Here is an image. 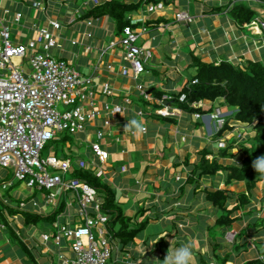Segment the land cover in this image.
Returning a JSON list of instances; mask_svg holds the SVG:
<instances>
[{
    "label": "crops",
    "instance_id": "0c3cea01",
    "mask_svg": "<svg viewBox=\"0 0 264 264\" xmlns=\"http://www.w3.org/2000/svg\"><path fill=\"white\" fill-rule=\"evenodd\" d=\"M33 1L41 2L45 10L32 8ZM108 1L111 0H21L14 9L9 5L5 7L10 11L6 25L14 32L13 42L16 44L36 38V29L47 26L50 19L59 21L61 29L55 32L60 37V46L55 48L57 57L72 63L82 76L92 78L94 94L82 107L85 112L99 110L101 116L90 121L83 132L70 135L63 151L69 154L71 150L72 156L76 155L82 145L77 143L78 139H82L87 146L84 152L91 156L89 143L102 141L109 158L102 165L104 176L101 180L111 185L125 216L134 217L140 213L142 216L137 218V223L147 221L130 244L123 246L111 242L108 264H154L163 261L174 247L183 243L192 245V264H220L223 259H228L224 264L244 263L230 261L231 256L242 249H234L233 241L229 242L226 235L234 237L236 232L251 223L252 218L257 219V224L264 221V212L257 216L264 209V180L257 183V194L252 203L256 214L243 216L238 212L237 217H242V221L223 235L219 227H214L218 213L204 199L203 189L211 187L239 193L244 190V185L232 181L226 186L225 175L221 173L201 177L198 187L195 183H188L187 178L188 167L199 163L202 151L210 150L205 156L210 160L232 141L247 138L250 128L239 126L230 119L231 132L221 140H215L218 131L208 115L218 109L226 121L236 110L225 105L222 99L191 105L203 113L185 112L173 103L160 104L158 100L163 96L173 99V94L192 80L196 74L193 58L214 65L222 61L235 66H243L246 61H258L264 65V26L238 25L232 20L230 11L233 6L244 4L241 0H113L124 5L138 4L125 18L136 29H146L137 39V45L148 50L150 58L144 74L135 80L130 69L126 76L121 73L126 63L118 44L120 33L114 23L107 17L81 19L84 12ZM243 1L251 9L255 6L264 11V0ZM148 5L157 8L149 11ZM263 11L255 19L264 25ZM180 12L188 14L191 21H176L174 17ZM17 13L22 18L16 24L11 17ZM88 21L91 22L89 26L86 25ZM111 44L114 45L110 47ZM105 83L110 84L112 95L102 94ZM138 84L147 98L137 90ZM155 92L162 93L160 98ZM125 99L129 102L125 103ZM106 104L122 107V111L106 114L103 111ZM160 109H166L169 115H157L155 111ZM105 119L109 120L106 128L102 127ZM131 119H136L145 131L125 127ZM99 130L104 135L97 139L95 133ZM221 142L223 147H220ZM229 153L236 154L237 150L230 149ZM220 161L224 165L238 164L236 159ZM9 181L7 172L1 169L0 189L12 188L13 182L2 188ZM31 193V196L13 194L8 199L0 193V200L13 208L24 203L30 210L36 208L38 213H33L41 216L56 211L52 204L45 202V192L40 191V201L37 200L38 191ZM68 195L65 198L71 206L65 213L60 212L55 220L66 222L68 217L75 215L76 200L69 199ZM32 201L36 207L31 206ZM4 216L7 225L0 223V264H56L57 250L51 243L42 241L41 235L46 232L37 235L38 224H26L23 216L12 218L5 211ZM53 222H47L45 226L48 224L50 229ZM243 239L250 241L258 252L254 246L256 240L252 241L249 235Z\"/></svg>",
    "mask_w": 264,
    "mask_h": 264
},
{
    "label": "built area",
    "instance_id": "2783aa9c",
    "mask_svg": "<svg viewBox=\"0 0 264 264\" xmlns=\"http://www.w3.org/2000/svg\"><path fill=\"white\" fill-rule=\"evenodd\" d=\"M31 7L45 10L39 1H33ZM156 8L148 5L149 11ZM9 15V10L0 9V169L7 172L13 170L14 180L24 182L29 189L45 192V202L52 204L54 210L67 211L71 206L65 198L68 193L76 200L75 215L68 217L66 222L55 220L49 231L41 235L44 243H51L57 250L56 264H108L111 237L106 227L107 217L101 211L102 200L96 190L84 182L66 178L74 164L79 169L91 171L99 179L103 178L102 165L109 158L108 152L94 141L88 145L91 158L80 157L75 163L53 154L41 157L48 142L64 134L83 132L90 121L101 116L99 110L85 112L82 107L94 94L92 78L82 76L72 63L51 54L53 49L60 46V37L55 33L61 29L59 21L50 19L47 26L36 29V38L24 44H12L6 25ZM21 18L19 13L11 17L16 24L21 22ZM174 18L184 23L191 21L184 12L177 13ZM257 24L264 26L256 19L250 23L252 26ZM86 25H91V22L88 21ZM145 31L144 27H124L118 36L122 58L126 63L121 69L123 76L130 69L137 80L145 72L150 55L148 50L137 45V39ZM136 88L144 98L148 97L140 84ZM102 94H113L109 83L103 84ZM184 98L181 95L179 101ZM171 99V96H163L158 102L161 104ZM124 102L128 103L129 100L125 99ZM60 106L62 111L59 110ZM103 111L114 115L122 111V107H109L106 104ZM155 113L162 117L169 115L166 109ZM208 117L215 122L216 131L225 124L226 118L218 109ZM102 125L108 127L109 120L105 119ZM103 135L102 130L95 133L97 139ZM220 147H223L222 142ZM12 182L10 180L2 188L11 186ZM31 206L37 205L32 201ZM17 209L33 213L24 203L18 205ZM226 239L232 242L233 236L226 235Z\"/></svg>",
    "mask_w": 264,
    "mask_h": 264
},
{
    "label": "trees",
    "instance_id": "16d2710c",
    "mask_svg": "<svg viewBox=\"0 0 264 264\" xmlns=\"http://www.w3.org/2000/svg\"><path fill=\"white\" fill-rule=\"evenodd\" d=\"M137 6L138 4L133 6L124 5L111 0L87 10L81 15V19L107 17L114 23L117 32L120 33L124 27L137 28L130 25L125 18ZM257 15L259 14L255 10L241 3L233 6L230 11L232 20L238 25L251 23L257 18ZM193 60L196 67L195 76L180 92L174 93L173 99L168 102L189 113L204 112L199 108L192 107L193 103H213L220 99L228 107L236 109L229 118L227 117L223 127L216 133L215 140H221L231 132L233 127L230 126L228 121L230 119L239 126L250 128V133L244 140L232 141L228 146L219 150L217 156H213L210 160L205 159V156L210 154V150H204L201 152L202 157L199 163L188 167L187 182L195 183L197 187L201 177H214L218 173L225 175L224 184L226 186L232 181L244 185V190L239 193H231L225 189L211 187L203 189L204 199L216 211L220 212L214 220V227H219L224 235L233 229L235 223L242 221V217H237L238 212H241L243 216L256 214V211L252 210V203L257 194V183L264 180V174L256 172L252 167V163L257 157L264 155V65L258 61H246L243 66H235L225 61L214 65L212 63H201L198 61L199 59L193 58ZM194 81L195 83H193ZM154 94L160 98L162 93L155 92ZM183 94L185 96L184 100L179 101L180 96ZM67 135L48 142L43 150L51 147L54 149L53 155L56 156L57 151L55 149L60 145V159H70L72 161L70 158L72 151L70 150L69 154L63 151L64 143L67 139H70V135ZM230 149H236L237 153H229ZM221 159H236L238 164L224 165L220 161ZM68 178L82 181L96 190L97 196L102 200L101 211L107 217L106 227L112 243L117 242L123 246L128 245L145 227L146 220L137 223V218L142 214L138 213L134 217L125 216L115 200V191L111 185L95 177L91 171L79 169L74 164L68 173ZM4 211L12 218L17 215L23 216L26 224L37 225L40 222H53L62 209H58L50 215L41 216L10 207L0 200V223L2 225H7ZM7 228L9 229V227ZM259 230H264V221L257 224V219H254L253 222L235 233L233 248L240 251L242 245L247 243L245 239L241 243L240 240H243L250 233L256 234ZM11 234L14 235V233ZM226 261L228 259H223L220 264H224ZM242 264H264V251H258L257 258Z\"/></svg>",
    "mask_w": 264,
    "mask_h": 264
},
{
    "label": "rangeland",
    "instance_id": "374dc122",
    "mask_svg": "<svg viewBox=\"0 0 264 264\" xmlns=\"http://www.w3.org/2000/svg\"><path fill=\"white\" fill-rule=\"evenodd\" d=\"M20 1L21 0H0V9L1 10H4L5 7L8 6V5L12 9H14L15 5H17V3H20ZM241 1H242V3L248 5V3L246 1H243V0H241ZM253 8H254L253 10H255L258 14L260 13V11H263L262 9H258L255 6ZM262 16L264 17V11H263ZM9 32H10V39H9L10 42L12 44H16V43L13 42L14 32L12 30L11 31L9 30ZM139 42H140V40H139ZM56 50L57 49H53L51 51V54L53 56H56L57 57L58 54H57ZM59 110L62 111L63 108L60 106L59 107ZM71 137H72V139H74V136H71ZM82 142H83L82 139H78V142L77 143H81L82 145L76 151V155L70 156V158L72 159L73 163H75V160L77 159V157L78 158L83 157V158H86V159L91 158L90 154H87L86 155V153L84 152V150L87 148V146H85V142L84 143H82ZM99 143H100L101 146H103L102 145V141H99ZM60 148H61V146L58 145V147L55 149L57 151V156H58L57 158H59V159L61 157L60 156V153H61ZM53 153H54V149L53 148H51V147L45 148L41 152V157L42 158H45L48 155H51ZM7 175H8V180H12L15 185L12 188L8 189V190L0 189V193L3 194V196L6 197V199H8L13 194L15 196V195H23V193H25L26 196H31L32 195L31 191L32 192H36L37 191L35 189H29V188H27L25 186V183L24 182L18 183L16 180H14L13 179V170H9L7 172ZM66 178L68 179V175H66ZM68 194H69L68 195V198L71 199L70 193H68ZM41 196H42V193H40V191H38V193H37V200L40 201L41 200ZM262 208H264V206ZM32 211L35 212V213H38V211H37L36 208L33 209ZM263 212H264V209H262V211H259L258 212L259 215H257V216H260ZM217 213H220V212L217 211ZM253 221H254V219L252 218V221L251 222H253ZM45 225L46 224L44 222L43 223L40 222L37 225V230H38L37 231V235L39 234V232L40 233H43V232H48L49 231L48 224H47V226H45ZM238 227H239V224L236 225V228H238ZM47 229H48V231H47ZM249 235H250V239L252 241H255V240L257 241L255 243V245H254L256 247L257 251H264V230H259V231H257L256 234L255 233H250ZM252 245L253 244L250 243V241H248L246 244H243L242 245V248H241L242 251L238 252L237 255L231 256L230 261L233 262L234 260H236V262L239 263V262H246V261L253 260V259L257 258L258 257V252H256L255 248Z\"/></svg>",
    "mask_w": 264,
    "mask_h": 264
},
{
    "label": "clouds",
    "instance_id": "9594fccd",
    "mask_svg": "<svg viewBox=\"0 0 264 264\" xmlns=\"http://www.w3.org/2000/svg\"><path fill=\"white\" fill-rule=\"evenodd\" d=\"M118 110L119 109H116L115 111ZM125 127H135L136 129L143 131L142 126L136 119L127 121ZM252 167L256 172L264 174V155L257 157L253 161ZM192 261V245L189 243H183L177 247H174L172 251L166 255L163 261H155L154 264H192Z\"/></svg>",
    "mask_w": 264,
    "mask_h": 264
}]
</instances>
